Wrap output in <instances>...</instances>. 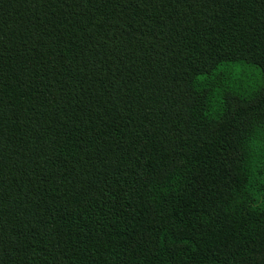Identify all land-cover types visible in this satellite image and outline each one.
Masks as SVG:
<instances>
[{
    "label": "trees",
    "instance_id": "1",
    "mask_svg": "<svg viewBox=\"0 0 264 264\" xmlns=\"http://www.w3.org/2000/svg\"><path fill=\"white\" fill-rule=\"evenodd\" d=\"M263 171L264 0H0V264H264Z\"/></svg>",
    "mask_w": 264,
    "mask_h": 264
},
{
    "label": "rangeland",
    "instance_id": "2",
    "mask_svg": "<svg viewBox=\"0 0 264 264\" xmlns=\"http://www.w3.org/2000/svg\"><path fill=\"white\" fill-rule=\"evenodd\" d=\"M258 166H262L260 161L257 163L256 167H258ZM263 176H264V171H263Z\"/></svg>",
    "mask_w": 264,
    "mask_h": 264
}]
</instances>
